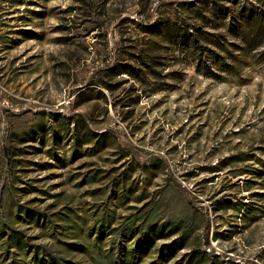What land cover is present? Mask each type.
<instances>
[{
    "label": "rangeland",
    "instance_id": "1",
    "mask_svg": "<svg viewBox=\"0 0 264 264\" xmlns=\"http://www.w3.org/2000/svg\"><path fill=\"white\" fill-rule=\"evenodd\" d=\"M203 1L0 0V264L55 247L56 224L136 212L159 227L140 264H264V44L241 53L236 31L222 71L227 52L142 31ZM144 44L158 78L112 72Z\"/></svg>",
    "mask_w": 264,
    "mask_h": 264
},
{
    "label": "trees",
    "instance_id": "2",
    "mask_svg": "<svg viewBox=\"0 0 264 264\" xmlns=\"http://www.w3.org/2000/svg\"><path fill=\"white\" fill-rule=\"evenodd\" d=\"M220 1H203L199 5V9H196L198 12L194 16H189L187 13L183 18L176 16L166 21L155 20L152 24L142 25V31L146 35L156 38L166 37L167 34L174 36L186 44H191L194 51L201 49V53L204 51L215 54L220 51L227 52V57L222 60L221 69L230 71L236 65L238 56L228 54L229 47L236 45L234 41L228 42V38H233L236 31H242V35L241 44H238L234 49L241 53H247L264 44V0H254L257 6L253 5L252 7H247L245 4L241 6L240 0H228L231 6L224 7ZM207 26L211 27V31L205 29ZM150 47L149 44H144L137 51L138 54L134 56L135 58L126 59L127 62H117L113 66L112 72L115 75H128L138 83H142L147 77L158 78L161 74L153 68L154 63H158L157 56L150 53V51H155ZM185 59L190 62H198L187 48ZM116 60L120 61V59ZM156 90L157 88L154 91ZM77 132L79 131L77 130ZM52 133L58 135L59 130L54 129ZM78 135L74 136V144L78 141L81 142ZM261 181L264 185L263 176H261ZM37 213L41 212L37 211ZM83 223L86 226L83 228L82 234L74 230L72 222L63 228H59L56 224L55 233H60L64 237L58 238L55 247L46 248L41 245L29 244L26 241L28 251H34V254L25 264H82L81 261L73 260L77 255L88 260L84 264H140L141 254L149 250L154 235L159 231V227L151 219L150 213L142 218L140 223L137 212L130 214L123 226H113L115 223L113 216L106 214L97 217L91 225L86 218L83 219ZM207 224L210 225V221ZM166 227H169L168 223L162 224L160 237H170L178 231L177 223L174 224L173 230L164 233L163 230ZM56 236L53 235V237ZM108 236H111V240L110 244L106 245L104 241ZM198 240L200 243H205L204 241H209V238L200 236ZM165 248L163 247L161 255L152 264H164L160 258L167 256Z\"/></svg>",
    "mask_w": 264,
    "mask_h": 264
}]
</instances>
